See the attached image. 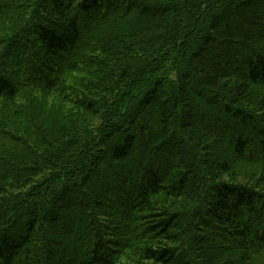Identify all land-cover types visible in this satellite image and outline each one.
Listing matches in <instances>:
<instances>
[{
	"label": "trees",
	"instance_id": "trees-1",
	"mask_svg": "<svg viewBox=\"0 0 264 264\" xmlns=\"http://www.w3.org/2000/svg\"><path fill=\"white\" fill-rule=\"evenodd\" d=\"M0 264H264V0H0Z\"/></svg>",
	"mask_w": 264,
	"mask_h": 264
}]
</instances>
